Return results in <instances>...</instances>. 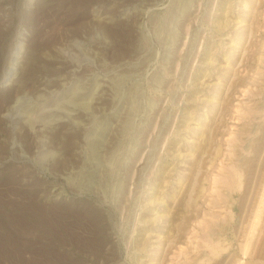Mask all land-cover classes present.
Masks as SVG:
<instances>
[{
  "label": "rangeland",
  "instance_id": "374dc122",
  "mask_svg": "<svg viewBox=\"0 0 264 264\" xmlns=\"http://www.w3.org/2000/svg\"><path fill=\"white\" fill-rule=\"evenodd\" d=\"M0 264H264V0H0Z\"/></svg>",
  "mask_w": 264,
  "mask_h": 264
}]
</instances>
